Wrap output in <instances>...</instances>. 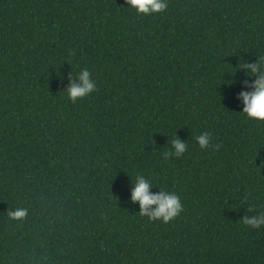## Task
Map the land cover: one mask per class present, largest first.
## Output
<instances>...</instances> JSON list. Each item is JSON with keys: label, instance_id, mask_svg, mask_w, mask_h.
Segmentation results:
<instances>
[{"label": "trees", "instance_id": "trees-1", "mask_svg": "<svg viewBox=\"0 0 264 264\" xmlns=\"http://www.w3.org/2000/svg\"><path fill=\"white\" fill-rule=\"evenodd\" d=\"M260 56L264 0H0V264H264L242 222L264 212V121L239 97ZM82 68L97 86L72 102ZM138 173L177 217L139 215Z\"/></svg>", "mask_w": 264, "mask_h": 264}, {"label": "clouds", "instance_id": "clouds-1", "mask_svg": "<svg viewBox=\"0 0 264 264\" xmlns=\"http://www.w3.org/2000/svg\"><path fill=\"white\" fill-rule=\"evenodd\" d=\"M127 7L134 9L138 14H154L164 11L168 7V0H126ZM242 67L249 69V75H257L258 78L252 83V90H242L239 97L242 99L243 108L240 112L247 118L257 121H264V56L253 63H241ZM96 81L88 68H82L78 72V79L72 81L66 88V94L72 102L88 96L96 89ZM201 149L210 146L211 133L205 131L195 137ZM171 149L165 151L163 156L167 158L180 157L187 151V143L179 136L171 139ZM218 148L219 145H211ZM156 185L153 180L142 174L135 175L131 190V200L139 202V215L146 216L149 220H161L167 223L177 217L183 210L180 195L174 190L166 187H159L160 190L153 192L150 189ZM154 206V207H153ZM249 205L248 211L251 212ZM28 214L27 208L17 207L9 209L7 215L13 220H22ZM242 222L252 228H259L264 225V212L254 215H244Z\"/></svg>", "mask_w": 264, "mask_h": 264}]
</instances>
